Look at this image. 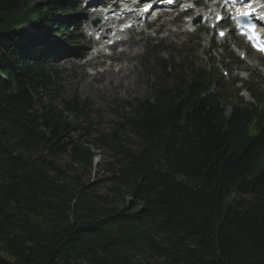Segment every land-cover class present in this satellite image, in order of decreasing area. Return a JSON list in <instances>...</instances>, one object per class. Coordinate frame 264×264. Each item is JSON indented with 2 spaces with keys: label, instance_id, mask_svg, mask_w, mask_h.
Here are the masks:
<instances>
[{
  "label": "trees",
  "instance_id": "16d2710c",
  "mask_svg": "<svg viewBox=\"0 0 264 264\" xmlns=\"http://www.w3.org/2000/svg\"><path fill=\"white\" fill-rule=\"evenodd\" d=\"M70 7L0 0V254L16 264H264V92L257 105L229 101L227 114L213 72L160 59L150 96L99 132L86 100L61 97L51 61L69 46L54 35ZM37 20L36 32L20 28ZM93 144L110 157L97 182Z\"/></svg>",
  "mask_w": 264,
  "mask_h": 264
},
{
  "label": "rangeland",
  "instance_id": "374dc122",
  "mask_svg": "<svg viewBox=\"0 0 264 264\" xmlns=\"http://www.w3.org/2000/svg\"><path fill=\"white\" fill-rule=\"evenodd\" d=\"M60 13V12H59ZM77 14L74 10L70 13V16ZM61 13L57 14V19H62ZM55 18H53L54 22ZM170 31L174 29L171 27ZM57 30V29H56ZM162 31V30H161ZM78 34L74 36V44L76 47H81L85 44H92L87 42L86 37H79L81 31L75 30ZM148 33L136 35L131 37L133 39H140V46L138 44H130L128 52L131 49L139 50L142 52L141 56H137L132 62L126 61L124 58L128 54L116 55L112 61L104 60L102 65L96 66V69L92 68V63H85L92 55L88 54L87 58L84 57H72L69 56L65 60L56 63L55 67L61 73L63 92L62 98L69 97L71 94H78L82 100H86L87 104L92 107L93 116V129H98L99 132H109L113 129V122L117 119L116 112H121L122 108L127 105V102L133 101L137 98H146L151 94V83L163 74L156 70L153 66L155 58L159 57H178L180 51H189L195 58L196 63L207 69L216 70L222 77L223 82L226 84V93L229 95L228 100L225 101V106L228 113L231 111V105L229 101L239 99L238 85H233V80L239 78L244 81L245 86H250L253 78H256L255 88L264 89V60H262L256 54L248 55L243 61L240 60L238 65H231L227 60L230 51L228 50H216L211 52L207 51L208 46H205L208 42L204 33H198L195 35L184 36L183 39H175L173 35L168 36L163 45L154 47L161 41L162 35H167V32H163L161 35L156 36L154 33L149 35L153 39L147 40ZM69 33L64 32L58 36L59 39L68 40ZM83 36V35H82ZM132 39V40H133ZM120 49L115 53H120ZM81 50L78 52L80 53ZM151 57L150 64L144 66L145 59ZM98 65V64H97ZM219 67H218V66ZM89 66V68H87ZM120 71H118V69ZM228 71V75L223 76L224 71ZM250 76L249 79L244 80L243 77ZM169 77V76H168ZM149 81V83H147ZM239 95L237 97L236 95ZM242 99L246 102L253 101L251 97ZM98 133H94L95 137ZM92 151L95 153L93 172L90 176L92 182L102 181L109 178V173L104 169L105 164L110 161L108 153L104 148L98 147L96 144L91 146Z\"/></svg>",
  "mask_w": 264,
  "mask_h": 264
},
{
  "label": "snow or ice",
  "instance_id": "6c2138e0",
  "mask_svg": "<svg viewBox=\"0 0 264 264\" xmlns=\"http://www.w3.org/2000/svg\"><path fill=\"white\" fill-rule=\"evenodd\" d=\"M225 2H227V0H225ZM232 2L235 3L236 0H232ZM244 15H248V13L246 12V13H244ZM220 19H222V17H219V16H218V17H217V20L219 21ZM249 27H250L251 30H252V35L249 36V39H253V38H255V27H256V26H255V25H251V26H249ZM220 35H221V36H224L225 33H224V32H221ZM260 50H261V51H264V47L260 48Z\"/></svg>",
  "mask_w": 264,
  "mask_h": 264
},
{
  "label": "water",
  "instance_id": "95a60500",
  "mask_svg": "<svg viewBox=\"0 0 264 264\" xmlns=\"http://www.w3.org/2000/svg\"><path fill=\"white\" fill-rule=\"evenodd\" d=\"M0 264H16L14 261L0 254Z\"/></svg>",
  "mask_w": 264,
  "mask_h": 264
},
{
  "label": "bare ground",
  "instance_id": "6f19581e",
  "mask_svg": "<svg viewBox=\"0 0 264 264\" xmlns=\"http://www.w3.org/2000/svg\"><path fill=\"white\" fill-rule=\"evenodd\" d=\"M87 49H88L87 47H84V51L81 54L84 55L86 53Z\"/></svg>",
  "mask_w": 264,
  "mask_h": 264
}]
</instances>
